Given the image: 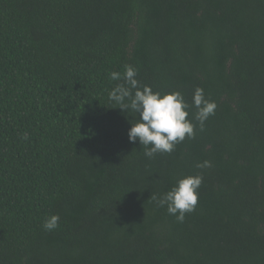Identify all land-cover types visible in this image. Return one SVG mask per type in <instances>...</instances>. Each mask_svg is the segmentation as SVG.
Returning <instances> with one entry per match:
<instances>
[{
	"label": "trees",
	"instance_id": "16d2710c",
	"mask_svg": "<svg viewBox=\"0 0 264 264\" xmlns=\"http://www.w3.org/2000/svg\"><path fill=\"white\" fill-rule=\"evenodd\" d=\"M125 65L215 114L146 157ZM188 175L178 222L151 197ZM0 264H264V0H0Z\"/></svg>",
	"mask_w": 264,
	"mask_h": 264
},
{
	"label": "clouds",
	"instance_id": "9594fccd",
	"mask_svg": "<svg viewBox=\"0 0 264 264\" xmlns=\"http://www.w3.org/2000/svg\"><path fill=\"white\" fill-rule=\"evenodd\" d=\"M137 75L138 69L132 65H125L123 74L111 72L110 80L122 82L115 84L108 97L122 111L134 114V122L130 123L127 133L128 140L138 141L143 145L146 157L153 158L157 153H171L177 144L186 138L195 137L196 125L188 119L190 107L196 109L194 119L201 131L205 121L215 114L217 105L205 97L202 88H195L189 105L181 92L153 91L151 86L141 85ZM197 167H210V162L198 163ZM202 180L201 175L184 176L169 191L151 198L158 206L166 207L168 214L175 216L178 222H183L185 214L196 209ZM59 220V215L53 214L44 221L42 227L46 231H53L59 226Z\"/></svg>",
	"mask_w": 264,
	"mask_h": 264
}]
</instances>
